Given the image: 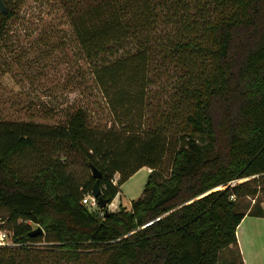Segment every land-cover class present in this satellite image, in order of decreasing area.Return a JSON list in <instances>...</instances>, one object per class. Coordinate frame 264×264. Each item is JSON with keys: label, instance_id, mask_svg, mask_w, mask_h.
Segmentation results:
<instances>
[{"label": "trees", "instance_id": "16d2710c", "mask_svg": "<svg viewBox=\"0 0 264 264\" xmlns=\"http://www.w3.org/2000/svg\"><path fill=\"white\" fill-rule=\"evenodd\" d=\"M4 1L0 39L22 0ZM60 2L118 122L92 124L82 105L56 123L0 118V264H245L236 227L264 191V0ZM153 59L172 80L151 108ZM76 159L101 171L107 203L150 171L105 213L82 201L95 177Z\"/></svg>", "mask_w": 264, "mask_h": 264}, {"label": "rangeland", "instance_id": "374dc122", "mask_svg": "<svg viewBox=\"0 0 264 264\" xmlns=\"http://www.w3.org/2000/svg\"><path fill=\"white\" fill-rule=\"evenodd\" d=\"M148 70L151 81L146 94L152 108L166 98L172 77L156 59L149 62ZM76 105L86 108L92 124L117 126L118 120L99 89L91 65L81 54L60 0H22L0 39V118L56 123L65 110ZM71 168L77 175L84 171L91 174L79 159ZM148 168L140 167L119 184V192L107 203L108 210L118 209L119 203L129 207L131 200L141 196ZM167 171L166 161L162 173ZM118 177L116 172L113 181ZM241 200L248 203L253 198ZM5 224L0 219V229ZM8 238L12 243L10 230Z\"/></svg>", "mask_w": 264, "mask_h": 264}, {"label": "crops", "instance_id": "0c3cea01", "mask_svg": "<svg viewBox=\"0 0 264 264\" xmlns=\"http://www.w3.org/2000/svg\"><path fill=\"white\" fill-rule=\"evenodd\" d=\"M150 171V168H148ZM259 192L261 215L246 213L236 227L238 243L245 264H264V195ZM254 201V198L252 202Z\"/></svg>", "mask_w": 264, "mask_h": 264}, {"label": "water", "instance_id": "95a60500", "mask_svg": "<svg viewBox=\"0 0 264 264\" xmlns=\"http://www.w3.org/2000/svg\"><path fill=\"white\" fill-rule=\"evenodd\" d=\"M0 11L1 12L6 11V4L4 0H0ZM91 172L92 175L95 177V180L93 182V187L90 193L94 198L97 199L99 207L104 208L105 213H107L108 212V208L106 207L107 200L102 196L101 188L99 185V178L101 177L102 173L95 165H91ZM41 231H42V227L40 225H37L32 230V232L34 233Z\"/></svg>", "mask_w": 264, "mask_h": 264}, {"label": "built area", "instance_id": "2783aa9c", "mask_svg": "<svg viewBox=\"0 0 264 264\" xmlns=\"http://www.w3.org/2000/svg\"><path fill=\"white\" fill-rule=\"evenodd\" d=\"M82 201L84 203H88L91 207H97L98 205L97 199L94 198L91 194H86L82 198ZM8 242H9L8 229L7 228L0 229V244H6Z\"/></svg>", "mask_w": 264, "mask_h": 264}]
</instances>
